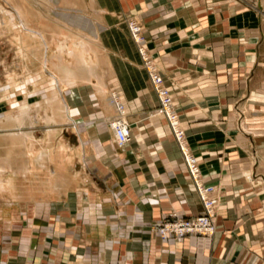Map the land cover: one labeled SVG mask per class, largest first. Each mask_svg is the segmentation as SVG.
<instances>
[{"label": "crops", "instance_id": "crops-1", "mask_svg": "<svg viewBox=\"0 0 264 264\" xmlns=\"http://www.w3.org/2000/svg\"><path fill=\"white\" fill-rule=\"evenodd\" d=\"M217 1L223 2L204 18L209 3ZM249 1L255 5L244 0H94L93 10L91 0L49 6L43 0H0V23L12 27L14 21L28 25L21 33L30 31L23 35V47L14 36L20 30L7 29L8 41L0 40L7 56L0 71L7 74L16 56L22 72L9 74L6 84L14 76L18 85L12 87L10 81L0 102L10 118L15 107H27L19 108L17 118L23 119V145L12 142L7 151L0 149V171L5 173L0 176V231L15 232L16 243L29 237L30 227L44 224L41 216L52 214L60 218L52 223L54 229L71 236L66 248L57 245L48 258L39 237L34 241L41 250L34 258L19 257L10 244L0 262L264 264V0ZM17 5L26 8L25 17ZM96 9L102 30L95 37L75 16L85 14L96 24ZM57 10L68 18L56 17ZM126 17L143 27L187 145L202 158L205 183L218 185L222 207L213 239L163 243L149 231L168 214L190 219L203 207L190 190L167 120L150 118L160 103ZM83 55L89 66L81 62ZM24 85L27 97L21 91L19 101L16 89ZM114 88L131 124L132 141L124 148L114 143L109 128L117 112L108 101ZM47 98H54L48 100L51 108ZM9 99L16 102L12 111ZM31 113L37 126L28 128ZM153 135L159 140L149 145L147 138L152 142ZM161 142L162 150L154 156ZM131 225L136 232L121 236L118 231Z\"/></svg>", "mask_w": 264, "mask_h": 264}, {"label": "rangeland", "instance_id": "rangeland-1", "mask_svg": "<svg viewBox=\"0 0 264 264\" xmlns=\"http://www.w3.org/2000/svg\"><path fill=\"white\" fill-rule=\"evenodd\" d=\"M70 1H72V0H68V2H70ZM76 1V0H75ZM244 1H246L247 3H249L250 5H251V7H253L255 4L252 2V1H249V0H244ZM43 5H45V6H49V5H51V3L49 2V1H47V0H43ZM222 2L223 1H217V2H212V3H209V5H208V7H207V11L204 13L205 15H204V18H207V16H210V14H212V12L216 9V7L217 6H219V5H221L222 4ZM82 6H84V5H82ZM190 7V6H189ZM20 9H21V7L20 6H16V10L19 12V14H21L20 13ZM84 9H86V11L87 10H89V9H87V7H85ZM99 10V9H98ZM1 13L3 14L2 16H4V13H5V11H1ZM57 13H60V14H63V17H62V19H64L65 20V17L67 16V18H68V14L67 13H64V12H59V10H57ZM96 14H95V12H93V15H92V17H94ZM33 16V15H32ZM86 15L85 14H83V15H76L75 16V18L76 17H85ZM96 17V16H95ZM94 17V22L96 23V24H100L99 22H97L96 20H100V18H95ZM3 18V17H2ZM79 20V21H78ZM77 22H81V20L80 19H77ZM131 22H136V23H138L140 26H141V24L139 23V22H137L136 20H134L133 18H131V17H126V20H125V23H126V25H127V28H128V31H129V34H130V36H131V38H132V40L134 41V39H133V36H132V34H131V31H130V28H129V26H130V24H131ZM72 24H74V23H72ZM81 24H82V28L83 29H86V30H88L89 32H90V29L89 28H87L86 27V23H85V21H84V23L83 22H81ZM23 27H24V30H27V26L25 27L23 24H21ZM11 26L12 27H10V26H8L7 24H5L4 22H2V23H0V40L2 41V42H4V41H8V38L7 39H5V37L6 36H8V30H14L15 31V33L16 32H18L19 30H20V32L17 34V35H14V36H17V38H16V42L19 44V47L21 46V47H23L24 46V44H23V42H22V40H21V36H23V35H27V33L26 32H28V31H25L24 33H21V28H22V26H20V24H18V23H16V22H12L11 23ZM7 27V28H6ZM18 27V28H17ZM17 28V30H15ZM141 28L143 29V27L141 26ZM8 29V30H7ZM29 29V28H28ZM30 32V31H29ZM14 33V34H15ZM143 37H144V35H143ZM145 38V37H144ZM146 39V38H145ZM135 42V41H134ZM136 44V43H135ZM136 46H137V44H136ZM137 49H138V46H137ZM138 53H139V50H138ZM148 53H149V55L151 56V58L155 61V58L153 57V55H152V53L150 52V50L148 49ZM140 55V54H139ZM6 58H7V56L5 55V53H4V51L2 50V49H0V62H4L5 60H6ZM140 58H141V56H140ZM141 60H142V58H141ZM142 63H143V61H142ZM196 63V61H194V63H192V64H195ZM20 60L16 57V56H12L11 57V62L9 63V65H8V67L7 68H9V72L7 73V74H4V71H0V96L2 97V95L4 94V92H6V88H8V86H9V82L11 81H9L7 84H6V81H7V78H8V76H9V74L10 73H15V72H18L20 75H21V69H20ZM143 66H144V69H145V65H144V63H143ZM146 70V69H145ZM147 72V71H146ZM209 77H210V75H209ZM212 77V76H211ZM210 77V80L212 79ZM34 79H36L35 77H33ZM11 79V78H10ZM164 79V78H163ZM165 81V80H164ZM205 81H208V80H205ZM11 83L13 84L12 85V87H16V85H18V84H16L17 83V80L14 78V76H12V81H11ZM51 84V83H50ZM25 85H24V89L23 90H19V89H16L18 92L16 93L17 94V96L16 97H18L17 99L19 100V101H22V92H23V94H25L26 95V97H27V92H26V90H25ZM28 87H31V85H29ZM27 87V88H28ZM49 89V88H48ZM15 90V89H14ZM51 90V89H50ZM22 91V92H21ZM53 92V91H52ZM14 96H15V94H13ZM119 97V99H120V94H119V91L117 90V89H112L111 91H110V93H109V97H108V101H109V103H111L113 106H114V104L112 103V98H114V97H117V96ZM6 98H0V100H5ZM26 99L27 98H25V100L24 101H26ZM48 100H54V98H47V103L49 104V105H51V106H49V108H51L52 107V104H51V102H48ZM18 101V103H21V102H19ZM9 102H11V104L9 105L10 106V110L12 111L13 110V104H15L16 102H15V100L13 101V100H11V99H9ZM27 102V101H26ZM122 103V102H121ZM123 104V103H122ZM28 106H29V104H28ZM30 107V106H29ZM115 107V106H114ZM16 108V113H14V115H12L11 117L12 118H10L9 116L10 115H8V112L6 113V104L4 103V102H0V149H2V151L4 152L5 150H3V147H6V146H9V145H7V144H10L11 145V143L13 142L14 143V139H11L12 137H19V136H22V132H23V130H22V125H21V127H17L18 126V124L16 125V122H22L23 121V119H17L18 118V116H19V111L18 110H22V111H26V109H27V107H26V105L25 106H20V107H15ZM20 108V109H19ZM125 108V111H124V116H125V118H126V120L128 121V119H127V116H126V114H127V110H126V107H124ZM126 112V113H125ZM159 112V107H157L156 109H154L152 112H151V114H150V118L151 119H153L154 121L156 120H160V119H162V118H164L163 116H161V117H159V114H156V113H158ZM6 113V114H5ZM12 112H10L9 114H11ZM118 115V113L116 112L115 113V115L113 116V117H116ZM154 117H156V118H154ZM159 118V119H158ZM25 121H26V119H25ZM28 121H29V123H30V125H29V127L28 128H32V127H34V126H37L36 125V118L34 117V114L33 113H31V115H30V117H28ZM8 122H12V124H11V126L10 125H8L9 127H5V125H6V123H8ZM32 122H34V123H32ZM79 124H80V122H82L81 120H79V121H77ZM25 123V122H24ZM128 123H129V121H128ZM22 124V123H21ZM33 124V125H32ZM129 125H130V129H131V124L129 123ZM4 126V127H3ZM158 126V125H157ZM12 130V131H11ZM15 132H18L17 134H15ZM24 136V135H23ZM160 137V136H159ZM159 137L157 136V135H153V139H155V140H153L152 142H151V138L149 139V138H147V143L149 144V145H151L152 143H155L156 142V140H159ZM162 138H163V136H161ZM25 138V137H24ZM29 139H30V142L32 143L33 141V136H30V137H28ZM149 139V140H148ZM161 139V138H160ZM113 141H114V143H115V139H114V135H113ZM131 141H132V139H131ZM158 142V141H157ZM131 143V142H130ZM116 144V143H115ZM188 144V143H187ZM162 147H163V145H162V142L161 143H158V145H155V147H154V149H153V151H152V154L154 155V156H156L157 154H158V152L160 151V150H162ZM188 148L190 149V147H189V145H188ZM190 152H191V154L195 157V158H197L198 159V162H199V167H200V171H201V175H200V181H201V183H203V185L204 186H207V187H214L215 188V190H216V195H215V197L217 198V208H216V218L218 219V217H219V213H220V209H221V207H222V203H221V200H220V196L218 195V185H215V184H208V183H205V181H204V179H205V176L202 174V170H201V166H200V163H201V161H202V158H200V157H198V156H196L192 151H191V149H190ZM10 155V154H9ZM17 156H16V160H20V158H21V151H18L17 152V154H16ZM182 156V155H181ZM183 158V157H182ZM222 159V158H221ZM221 159L219 160L220 162H222L221 161ZM183 162H184V160H183ZM185 166V165H184ZM185 171L187 172V174H189L188 173V171H187V168H186V166H185ZM3 174H5L4 173V171L3 170H1L0 171V176L1 175H3ZM4 180V179H3ZM190 180H191V178H190ZM191 182H192V180H191ZM192 184V183H191ZM4 186V185H3ZM1 189V188H0ZM3 189V188H2ZM191 192H193V193H195V194H197L196 193V191H195V188H194V186H193V184H192V187H191ZM1 191V190H0ZM4 191V190H3ZM179 191H181V189H177L175 192H179ZM160 192H161V194H164V195H168V190L167 189H165V188H162L161 190H160ZM198 196V195H197ZM112 200V202H114V198H112L111 199ZM144 202H146V201H144ZM147 203V202H146ZM148 204V203H147ZM138 212H139V210H137ZM202 212H203V210H202ZM202 212L198 215V216H196V217H192V218H190V219H196V218H198V217H200L201 215H202ZM22 217H25V216H22ZM29 217H31V216H29ZM165 218V220H174V219H179V215L178 214H176V213H172V214H168V215H166V217H164ZM40 219H42V221H39V222H43L44 224H42V225H38V226H35V227H30V235H29V237H26V236H21V237H19V238H17V239H19L20 241H18V242H16L15 243V241H14V236H12V234L14 233V235L16 234L15 232H13L12 234H7L6 232H4V231H0V254L3 256V255H5V254H7L8 253V249H6L5 248V246H8V245H10V244H14L16 247L14 248V252L19 256V257H28V256H32L33 258H34V256L35 255H37L39 252H40V247L39 246H35V244H36V241H34L35 239H37L38 237L39 238H41V239H43L44 241H43V244H44V247H43V255H45V257L46 258H48V257H51L54 253H53V249L54 248H59V247H61V248H66V247H64L65 246V242L67 241V240H69V239H71V236H69L70 235V232H67V231H65V230H56V229H54V227H53V222L55 221V222H57L60 218H59V216H56V215H52V214H45V215H43V216H41L40 217ZM181 219V218H180ZM217 219H216V223H217ZM165 220H163V221H165ZM187 220V219H186ZM135 222H136V220H134ZM157 223H159V221H157V222H154L153 224H151L150 226H149V231H151V233H153L154 234V232H153V226H154V224H157ZM24 228H26V226L24 227ZM122 228V227H121ZM33 231V232H32ZM19 232V231H18ZM119 233H120V235L122 236H127V235H131V234H133L134 232H136V228H135V226L134 225H131V226H126L124 229H122V230H120V231H118ZM155 235V234H154ZM197 237H201V238H207V237H203V236H197ZM188 238H190V237H188ZM214 238V237H213ZM212 238V239H213ZM14 241V242H13ZM55 241V242H54ZM54 244H56V246H54ZM59 247H58V246ZM39 248V249H38ZM98 249H99V247H97ZM31 258V257H30ZM19 260H21V259H19ZM48 260H50V259H48ZM0 264H3V262H0Z\"/></svg>", "mask_w": 264, "mask_h": 264}, {"label": "built area", "instance_id": "built-area-1", "mask_svg": "<svg viewBox=\"0 0 264 264\" xmlns=\"http://www.w3.org/2000/svg\"><path fill=\"white\" fill-rule=\"evenodd\" d=\"M130 31L135 43L138 46L139 54L145 65L149 80L159 100V111L164 115L171 132L182 151L184 162L188 173L194 181L195 191L201 198L203 212L196 219H174L165 220L154 224L153 232L163 243L178 242L188 237L203 236L213 238L218 226L216 223L217 198L214 187L204 186L200 181V167L198 159L195 158L188 148L186 132L180 121V117L175 109L173 96L166 86L165 81L160 73L159 66L148 53L147 41L143 37V29L136 22H131ZM114 102L120 111L118 116L109 121V127L119 148H124L131 142V129L128 121L123 118L124 106L118 98L114 97Z\"/></svg>", "mask_w": 264, "mask_h": 264}, {"label": "bare ground", "instance_id": "bare-ground-1", "mask_svg": "<svg viewBox=\"0 0 264 264\" xmlns=\"http://www.w3.org/2000/svg\"><path fill=\"white\" fill-rule=\"evenodd\" d=\"M47 1H49V2H51V4H53V3H57L58 1H61V0H47ZM95 2H94V0H91V7L93 8V10L96 8L95 7ZM26 10V8L25 9H20V13H24V17L26 16V14H27V12L25 11ZM95 14L97 15V14H99V11L96 9L95 10ZM28 13L31 15L32 14V12L29 10L28 11ZM53 13H55V15H56V17L58 16L59 18H62L63 17V14H60V13H57L56 11H54ZM77 19V18H76ZM78 19H80L81 20V22H83L84 23V21H85V23H86V27L87 28H89L90 29V32L92 33V35L93 36H98L99 35V32H100V30H102V27H97V24H94V23H92L91 21H89L88 19H87V17L85 16V17H80V18H78ZM79 21V20H78ZM21 40H22V42H25L24 41V36H21ZM71 52H72V50H70ZM72 56L73 57H75V53H73L72 54ZM80 57V56H79ZM81 62L84 64V65H86V66H89V64L86 62V60H85V57H84V55H83V58H82V60H81ZM89 62V61H88ZM63 66V65H62ZM65 71V73H68V71L67 70H64ZM117 96V95H116ZM115 98H118L119 99V97L117 96V97H115ZM120 100V99H119ZM121 102V101H120ZM112 103L114 104V106H115V108H116V110H117V113L119 114L120 113V111L118 110V108H117V106H116V104H115V102H114V98H112ZM124 111H125V108H124V110H123V118L125 119V121H127L126 120V118H125V116H124ZM156 114H159V117H161V116H163L164 117V115L159 111L158 113H156ZM118 116V115H117ZM154 118H156V117H154ZM112 119V118H111ZM110 119V120H111ZM159 119V118H158ZM9 124L8 125H10L11 124V122H8ZM22 122H16V125L18 124V126L17 127H21V124ZM7 125V124H6ZM5 125V127H9V126H6ZM4 127V126H3ZM110 128V127H109ZM169 128H170V130H171V127H170V125H169ZM172 131V130H171ZM11 139H14V144L16 143V144H18L20 147L23 145V142H24V137L23 136H17V137H12ZM15 144V145H16ZM178 145V144H177ZM179 147V146H178ZM3 150H5V151H7V148L6 147H3ZM179 150H180V147H179ZM180 153H181V155H182V157H183V154H182V151L180 150ZM183 160H184V157H183ZM185 163V162H184ZM186 165V164H185ZM188 171V170H187ZM189 176H190V178H191V180H192V184H193V186H194V181H193V178L191 177V175L189 174ZM194 188H195V186H194ZM197 193V195H198V197H199V199H200V202H201V198H200V196H199V193L198 192H196ZM216 195V194H215ZM201 204H202V202H201ZM203 207V206H202Z\"/></svg>", "mask_w": 264, "mask_h": 264}]
</instances>
